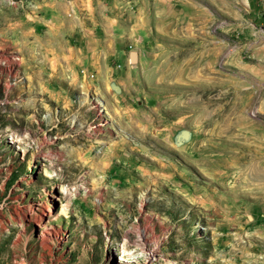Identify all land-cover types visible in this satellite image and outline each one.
<instances>
[{
	"label": "rangeland",
	"instance_id": "1",
	"mask_svg": "<svg viewBox=\"0 0 264 264\" xmlns=\"http://www.w3.org/2000/svg\"><path fill=\"white\" fill-rule=\"evenodd\" d=\"M0 264H264V0H0Z\"/></svg>",
	"mask_w": 264,
	"mask_h": 264
},
{
	"label": "bare ground",
	"instance_id": "2",
	"mask_svg": "<svg viewBox=\"0 0 264 264\" xmlns=\"http://www.w3.org/2000/svg\"><path fill=\"white\" fill-rule=\"evenodd\" d=\"M39 218H41V216H39ZM143 239H144V238H143ZM42 240H43V242H45V241H44L45 238H42ZM136 244H137V245H140L142 249H147V248H146L147 246L145 245L144 242H140V243H136ZM150 250H151V251H150V252H151V256L154 255V251H155V250H154V249H153V250L150 249Z\"/></svg>",
	"mask_w": 264,
	"mask_h": 264
},
{
	"label": "built area",
	"instance_id": "3",
	"mask_svg": "<svg viewBox=\"0 0 264 264\" xmlns=\"http://www.w3.org/2000/svg\"><path fill=\"white\" fill-rule=\"evenodd\" d=\"M82 72H84V70H82Z\"/></svg>",
	"mask_w": 264,
	"mask_h": 264
}]
</instances>
